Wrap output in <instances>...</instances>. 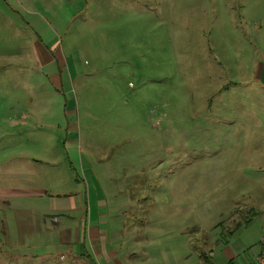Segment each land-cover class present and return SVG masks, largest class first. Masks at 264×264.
I'll use <instances>...</instances> for the list:
<instances>
[{
    "label": "rangeland",
    "instance_id": "rangeland-1",
    "mask_svg": "<svg viewBox=\"0 0 264 264\" xmlns=\"http://www.w3.org/2000/svg\"><path fill=\"white\" fill-rule=\"evenodd\" d=\"M29 96L49 154L34 178L0 183H34L51 224L52 189L92 203L119 191L140 232L189 254V239L241 227L263 202L264 0H0V149L32 136ZM5 240L0 264H36Z\"/></svg>",
    "mask_w": 264,
    "mask_h": 264
},
{
    "label": "crops",
    "instance_id": "crops-1",
    "mask_svg": "<svg viewBox=\"0 0 264 264\" xmlns=\"http://www.w3.org/2000/svg\"><path fill=\"white\" fill-rule=\"evenodd\" d=\"M37 47H42L41 42H35ZM37 62L41 70L44 66L53 65V59L43 50H40ZM57 66L52 77L59 87L61 81L58 68L64 70V61L58 60ZM28 104L32 107L27 109L34 116V119L30 117L32 122L28 125L32 136L24 139L27 142L20 144L22 147L18 150L11 149L13 154L9 151L8 141H3L6 148L0 149L3 151L0 158L4 162L0 164V178L9 175L34 178V170L30 169V165L44 162L45 159L40 156L49 154V143L43 136H37L36 132L41 129L42 121H46L48 126L49 119L41 120L39 113L42 107L35 104L31 96L28 97ZM17 116V120L28 118L25 114ZM2 120L8 121L11 117ZM4 136L8 138L10 134L5 133L0 137ZM251 171L257 173L260 183L264 184V164L259 165L258 170L251 168ZM22 180L13 178L7 184L5 181L0 183V210H6L9 215L5 228L0 221V232L7 241L5 244L11 249L16 247L22 251V255L14 254L19 260L30 258L36 264H247L260 254V236L264 231V196L263 202L259 201L258 205H247L250 218L241 227H234L226 234L213 227L216 234L197 235L189 239L185 247L190 248V253L183 251L179 254L172 252L169 247L161 245V248L155 244V238L158 237L152 232H140L134 212L124 210V204L117 199L120 198L119 191H111L112 196L108 200H104L101 194L96 195V201L92 203L89 193L83 199L79 196L76 199L71 193L73 187L67 196L62 195L63 189H52L60 194L51 195L46 204L43 202L47 211L52 212L51 224L40 217L41 211L36 199L42 196L35 184L28 182L15 187ZM131 205L132 208L133 203ZM150 215L153 217L151 213L147 215L146 225L153 222L149 219ZM26 241L33 243L26 245ZM54 255L55 260L52 259Z\"/></svg>",
    "mask_w": 264,
    "mask_h": 264
},
{
    "label": "built area",
    "instance_id": "built-area-1",
    "mask_svg": "<svg viewBox=\"0 0 264 264\" xmlns=\"http://www.w3.org/2000/svg\"><path fill=\"white\" fill-rule=\"evenodd\" d=\"M260 254L255 258V260L251 263L247 264H264V231L262 232L261 238H260Z\"/></svg>",
    "mask_w": 264,
    "mask_h": 264
}]
</instances>
